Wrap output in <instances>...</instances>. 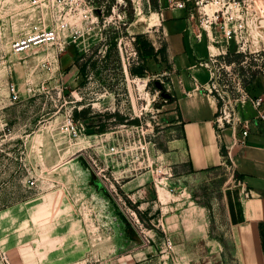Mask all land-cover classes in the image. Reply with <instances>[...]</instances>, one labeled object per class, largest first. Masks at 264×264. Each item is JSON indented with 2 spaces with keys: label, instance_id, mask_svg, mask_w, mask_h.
Masks as SVG:
<instances>
[{
  "label": "rangeland",
  "instance_id": "obj_1",
  "mask_svg": "<svg viewBox=\"0 0 264 264\" xmlns=\"http://www.w3.org/2000/svg\"><path fill=\"white\" fill-rule=\"evenodd\" d=\"M126 1L130 18L125 34H142L157 48L167 45L166 55L157 62H144L139 53L131 55V63L127 53L122 56L113 12L118 0H93L98 8L106 7L107 19L101 17L94 27H87L79 15L74 23L81 35L67 48L34 40L26 51L16 53L11 46L16 38L69 18L26 0H0V264H241L230 239L224 196L233 169L189 171L185 165L176 167L165 154L167 141L176 132L169 130L163 109L168 102L162 95L171 93L169 87L176 81L178 56L167 31L168 14L161 15L168 0H143L144 12H158L160 23L143 24L135 31L130 24L136 8ZM240 1L245 26L227 40L213 24L211 42L227 52L206 66L225 92L227 105L222 101L220 106L238 117L251 104L244 102L245 90L253 96L259 93L252 83L264 67V0ZM194 22L198 31L199 22ZM172 27L183 29L178 23ZM196 45L199 53H206V38ZM126 46L123 42L124 50ZM137 68H144V74H137ZM70 114L92 136L89 143L78 145V139H71L65 127ZM250 128L254 131V124ZM113 146L116 150H111ZM91 155L119 179L115 182L120 193L121 182L151 174L146 165L162 155L173 166L174 178L179 177L172 181L177 190L165 191V200L179 203L176 212L187 226H178L174 238L155 219L154 210H138L131 199L128 208L94 174ZM53 196L60 207L55 213ZM184 228L189 231L186 237L178 235Z\"/></svg>",
  "mask_w": 264,
  "mask_h": 264
},
{
  "label": "crops",
  "instance_id": "obj_2",
  "mask_svg": "<svg viewBox=\"0 0 264 264\" xmlns=\"http://www.w3.org/2000/svg\"><path fill=\"white\" fill-rule=\"evenodd\" d=\"M163 9L162 7L161 15L167 13L170 22L167 31L173 40L172 50L178 55L176 81L169 87L171 97L168 103L163 105L165 115L170 121L169 130L176 132L174 137L168 139V150L165 154L176 167L185 165L189 167V171L197 172H207L225 166L223 154L227 155L229 164L231 157L234 158L233 174L224 194L228 208L230 239L235 245L241 264H264V120L259 115V109L264 111V103L259 109L250 104L242 110L241 117L251 119V124L255 126L254 131L250 128L246 145H235L232 129L228 127L223 130L224 147L221 149L216 126L220 104L217 96L211 92L210 69L203 63L211 53L208 37L205 35L200 39L194 33L190 34L187 29L190 23L187 9L172 8L169 2L166 9ZM172 22L173 25L178 23L183 26V29L174 31ZM183 30L185 34L182 33ZM204 38L207 40V49L205 54H201L196 41L201 42ZM221 51L227 52L226 49ZM253 85L259 90L256 96H264V76L259 75ZM226 131L229 133H225ZM239 133L242 135L241 128L237 130V137H240ZM229 152L231 156L228 155ZM177 175L175 178L179 179ZM120 187L123 195L135 197L138 210L149 208L157 212L155 219L161 222L174 238L178 226H187L186 222L181 223L176 212L179 203H161L157 200L158 193L149 172L124 180ZM247 188L253 191V196H245L244 191ZM166 208H171L172 211L166 212ZM188 232L184 228L178 235L183 234L186 237Z\"/></svg>",
  "mask_w": 264,
  "mask_h": 264
},
{
  "label": "built area",
  "instance_id": "obj_3",
  "mask_svg": "<svg viewBox=\"0 0 264 264\" xmlns=\"http://www.w3.org/2000/svg\"><path fill=\"white\" fill-rule=\"evenodd\" d=\"M30 3V5L35 7H52L55 9L57 13H64V19L58 23L56 26L47 27L43 30L37 31L36 33L26 37H18L16 38L13 43L11 44L12 49L16 53H21L26 51L31 42L37 40L38 42L42 41H50L55 43L58 47L62 49L67 48L68 44L72 41H75L77 38L80 37L82 29L78 27L77 23H74L76 18L79 15H82L85 18L86 26L87 27H94L96 23L100 21L101 17H104L106 20V7L98 8L93 4V0H26ZM136 8L137 4L142 3L143 0H131ZM169 6L172 8H185L188 11V17L190 19V23L187 26L188 31L190 34H195L198 38H202L204 33H206L208 37V43L210 47L211 38H210V30L213 27V24L219 25L220 29L224 33L225 39L229 40L233 37H237L239 29L245 26V18L244 14L242 13V3L240 0H169ZM99 9L96 11V9ZM113 12L116 13L117 21H115V28L120 33L118 37V46L122 56L125 58L127 53V58L130 62V57L132 54L137 55L138 49L136 46V35L135 34H125L124 26L128 24L129 14L127 9V1L126 0H118V4L113 6ZM114 14L112 13L111 16L113 17ZM197 20L199 22L198 31L194 30V21ZM116 22H118L116 24ZM65 30H68V35L65 36ZM123 42L126 45H130L131 51H129L128 47L126 46V50H124ZM219 49L218 53H210L208 59L203 61L205 66H210L211 63L218 61L217 56L222 55L225 52L220 50L221 46H217ZM244 48V47H243ZM264 59V56L261 60ZM131 63V62H130ZM211 72V92H213L218 100L219 104L222 101L225 103L226 95L223 90L222 85L218 81V77H215L213 71L210 69ZM261 75L264 76V67L261 69ZM139 80H145L143 76H138ZM145 84H148V81H145ZM13 97L17 99L19 97L18 91L15 85L12 86ZM171 97V93L164 92L162 98L165 102ZM244 102H250L254 107L257 109L264 103V96L258 95L253 96L248 91L245 90L244 94ZM227 105V103H225ZM259 115L264 120V111L259 109ZM250 125L251 119H243L235 115V112L232 110H228V108H223L219 106L218 114L216 117V126H217V138L219 140V145L221 149L224 147L223 141V130L230 127L232 129V137L233 143L235 145L243 146L247 143V137L250 132ZM66 130L70 135L71 139H79L83 133L86 131V127L83 126L82 123L76 122L73 117V114H70L66 121ZM242 130V136L237 137L236 133L237 130ZM91 136V135H90ZM111 150H116V146L111 147ZM228 155L231 156L230 152ZM149 157V153H148ZM91 166L93 167L94 174L98 177V179L104 184L107 188H110L120 196V200L123 201L124 205L128 207V200H134V198L130 195H123L122 193L118 192L116 182H119V179L115 177L112 173L108 172L107 166L98 165V159L91 155ZM162 155H158L157 162H150L146 167L149 169L148 171L151 172L152 175V182L154 187L158 193V199L161 200V203L164 201L160 198V189H165L169 193H173L176 191V187L173 185V179L175 176L173 166L169 163L164 162ZM223 163L225 166L232 168L235 164L234 158L231 157V164L228 163L227 155L223 154ZM156 160V159H155ZM156 163V166H154ZM116 181V182H115ZM35 181L31 180V183L34 184ZM184 194V193H183ZM245 196H253L254 193L251 189H245L244 191ZM130 208V207H128ZM136 221L140 222V218L136 211H134ZM170 243V241H169Z\"/></svg>",
  "mask_w": 264,
  "mask_h": 264
},
{
  "label": "bare ground",
  "instance_id": "obj_4",
  "mask_svg": "<svg viewBox=\"0 0 264 264\" xmlns=\"http://www.w3.org/2000/svg\"><path fill=\"white\" fill-rule=\"evenodd\" d=\"M159 13L156 11H152L151 13H145L142 6L140 4L136 5V18L134 19V21L131 22L130 27H131V31H135L136 28L142 26L143 24H145L147 27H152L155 26L157 24H159ZM210 49L212 51V53L217 52L218 48L217 46H215V44L213 42H211L210 44ZM217 49V50H216ZM146 80V79H145ZM151 98H149V102L151 103ZM90 137L92 136H88L86 133H83L81 135V137H79L78 141L76 142V144H82V142H90ZM86 146H81L80 149H83ZM165 189H160V193H161V197L163 200H165ZM54 197V196H53ZM54 202V213L58 212L60 210L59 207V199L57 198H53ZM167 200H165L166 202Z\"/></svg>",
  "mask_w": 264,
  "mask_h": 264
},
{
  "label": "trees",
  "instance_id": "obj_5",
  "mask_svg": "<svg viewBox=\"0 0 264 264\" xmlns=\"http://www.w3.org/2000/svg\"><path fill=\"white\" fill-rule=\"evenodd\" d=\"M135 44L137 46L139 56L142 58V60L144 62H148L149 59H153L155 62H157L161 55L165 56L167 53V45L166 44H164L160 48H156L153 43L144 39L142 34L136 35V43ZM86 68H87L86 64H83L80 67V72L82 73V75H84L86 73ZM134 71L139 75H143L145 69L144 68H137V69H134ZM82 82H84V81L82 80ZM120 118H121L120 120H122V117H120ZM93 183L99 184V182L97 181L96 178L93 179ZM262 235H263V246H264V228H262Z\"/></svg>",
  "mask_w": 264,
  "mask_h": 264
}]
</instances>
